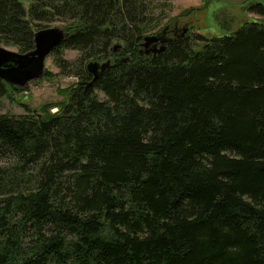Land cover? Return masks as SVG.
<instances>
[{
  "label": "trees",
  "instance_id": "16d2710c",
  "mask_svg": "<svg viewBox=\"0 0 264 264\" xmlns=\"http://www.w3.org/2000/svg\"><path fill=\"white\" fill-rule=\"evenodd\" d=\"M152 2L0 0V47L58 22L76 78L57 112L0 114V264H264V5L153 54Z\"/></svg>",
  "mask_w": 264,
  "mask_h": 264
},
{
  "label": "rangeland",
  "instance_id": "374dc122",
  "mask_svg": "<svg viewBox=\"0 0 264 264\" xmlns=\"http://www.w3.org/2000/svg\"><path fill=\"white\" fill-rule=\"evenodd\" d=\"M257 3L264 5V0H153V15L158 19L157 26L145 36H154L166 31L167 37H172L174 32L179 34L184 29V34L198 33L206 38L229 36L245 23L262 21L261 17L249 12V8ZM52 27L61 28V24H42L39 30ZM4 48L17 52L13 47ZM62 57L73 62L78 53L65 50ZM90 62L102 64L106 61ZM55 63L54 56L50 54L45 60L41 78L29 82L18 91L8 88L7 94L0 99V114H24L23 105L30 110L38 111L47 107L51 112H57V105L66 101L61 91L76 82V78L62 74ZM98 95L101 98L103 96Z\"/></svg>",
  "mask_w": 264,
  "mask_h": 264
},
{
  "label": "water",
  "instance_id": "95a60500",
  "mask_svg": "<svg viewBox=\"0 0 264 264\" xmlns=\"http://www.w3.org/2000/svg\"><path fill=\"white\" fill-rule=\"evenodd\" d=\"M185 32L186 29L182 31L181 36ZM163 33L164 31L154 36H145L141 49H148L152 46L151 52L160 54L165 50L166 45L171 42L163 36ZM64 36L65 33L62 28L52 27L35 32L33 38L34 46L31 51L19 53L0 47V79L11 86L23 88L29 82L41 78L44 74L46 58L56 47L61 45ZM118 47L120 46H114V50ZM148 53L149 51H146V55ZM109 65V61L102 64L89 62L86 65V70L95 80Z\"/></svg>",
  "mask_w": 264,
  "mask_h": 264
},
{
  "label": "flooded vegetation",
  "instance_id": "af4514ba",
  "mask_svg": "<svg viewBox=\"0 0 264 264\" xmlns=\"http://www.w3.org/2000/svg\"><path fill=\"white\" fill-rule=\"evenodd\" d=\"M167 32L165 31L164 33H163V36L166 38V39H168L169 41H172V40H175V39H177L178 37H179V35L181 36V33H175L174 32V34H173V36L172 37H167ZM166 35V36H165ZM145 49V48H144ZM149 50H152V46H150L149 48H148Z\"/></svg>",
  "mask_w": 264,
  "mask_h": 264
}]
</instances>
